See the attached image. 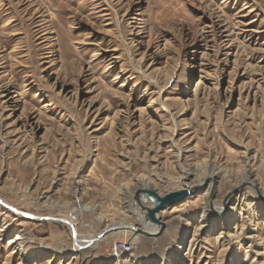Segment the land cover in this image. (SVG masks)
<instances>
[{"label":"rangeland","instance_id":"obj_1","mask_svg":"<svg viewBox=\"0 0 264 264\" xmlns=\"http://www.w3.org/2000/svg\"><path fill=\"white\" fill-rule=\"evenodd\" d=\"M184 172L218 174L210 202L196 185L157 235L72 258ZM0 201V264H264V0H0ZM73 211L76 240L22 213Z\"/></svg>","mask_w":264,"mask_h":264},{"label":"bare ground","instance_id":"obj_2","mask_svg":"<svg viewBox=\"0 0 264 264\" xmlns=\"http://www.w3.org/2000/svg\"><path fill=\"white\" fill-rule=\"evenodd\" d=\"M253 170L251 169H247L246 171V181L252 185V187H256V189H258V191H260V189H262L261 187L257 188V183L255 181V179L252 177L253 175ZM217 173L214 172H207L204 173L200 178H197L196 173H192V172H184L183 173V179L181 181V183L179 184V186L177 187L176 190H184L186 192H189V190H191L192 188H194L196 185L197 186H203L205 187L204 191L207 193L209 192V197L207 199V201H211L212 198V192H213V185L214 182L216 180ZM237 184L234 185V187H232L231 192L227 194V196L224 199V204L221 205V203L214 201L212 208H209L206 211H203V215H205L206 213H208V222H213L216 223L217 222V217L216 215H218V218H220L221 220H225L226 222L231 220V217L225 216V210H227V206L230 204V202L232 201V195H234L236 192H233V190L237 189ZM171 192V191H170ZM204 194V193H202ZM147 197V196H146ZM144 198V197H143ZM146 201V200H144ZM148 201V200H147ZM4 203L6 204V202L3 201V203H0L2 205H4ZM138 205V204H137ZM140 206L142 207V205L140 204ZM155 206V204H154ZM151 206L150 208L154 207ZM183 206V205H181ZM87 209V207L85 206H80L78 208V210H76V212H80L82 210ZM216 209V210H213ZM139 210V209H138ZM209 211V212H207ZM215 211L216 215L211 216V212ZM145 212V211H144ZM77 214H75V212L73 211L72 215H70L69 219H66V223L70 226V229H74L75 230V225H76V221H77ZM146 215L140 216V222L142 224V229L143 232H135L133 229H131L134 234H138V235H155L157 232L160 231V228H163L165 226V223L162 222V215L160 210L158 212H156L154 214L153 217H145ZM65 220V219H64ZM119 225V224H118ZM110 226H115L114 224H111ZM106 227H109L106 226ZM104 227V228H106ZM103 228V229H104ZM135 228V227H134ZM198 230V229H197ZM157 235V234H156ZM136 238V237H135ZM20 239V237L15 234V240H12V244L13 243H17L16 241ZM98 243V240L96 238V236H93L92 238L90 237L88 240L83 241V242H77L74 246H73V254H72V258H76V256L78 255H85L86 253H88L90 251L91 248H94ZM183 243V238L180 241V244ZM179 248H182L181 245L178 246ZM120 252V251H118ZM124 253V252H121ZM131 260L128 258H124L122 260L123 263H129ZM161 264H168L167 263V258L164 256L163 254V258L161 260Z\"/></svg>","mask_w":264,"mask_h":264},{"label":"water","instance_id":"obj_3","mask_svg":"<svg viewBox=\"0 0 264 264\" xmlns=\"http://www.w3.org/2000/svg\"><path fill=\"white\" fill-rule=\"evenodd\" d=\"M144 194L148 196V199L152 202H154L155 206L152 208H146L145 215L147 217H153L156 212H158L160 209L164 208L165 206L172 205L175 202H179L182 199L185 198L186 195L192 192V190H189V192H186L184 190H179L178 192H170L169 194H166L165 196L160 197L153 189H144ZM1 202V201H0ZM3 203V202H1ZM4 205L8 206L4 203ZM25 214L26 217L29 219H42V220H50V221H57V222H63L66 223L67 221L58 218V217H37L35 215H32L30 213L22 212ZM145 216V217H146ZM120 229H133L135 232H143L140 228L133 227V226H127V225H115V226H109L100 232V234L97 235V239L101 238L104 234L107 232H110L112 230H120ZM73 238L76 240V231L74 229H71Z\"/></svg>","mask_w":264,"mask_h":264},{"label":"built area","instance_id":"obj_4","mask_svg":"<svg viewBox=\"0 0 264 264\" xmlns=\"http://www.w3.org/2000/svg\"><path fill=\"white\" fill-rule=\"evenodd\" d=\"M114 249L120 252H131L133 249V243L131 240L116 239L114 241Z\"/></svg>","mask_w":264,"mask_h":264},{"label":"crops","instance_id":"obj_5","mask_svg":"<svg viewBox=\"0 0 264 264\" xmlns=\"http://www.w3.org/2000/svg\"><path fill=\"white\" fill-rule=\"evenodd\" d=\"M120 254H123V253H121V252H119Z\"/></svg>","mask_w":264,"mask_h":264}]
</instances>
